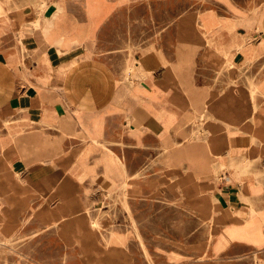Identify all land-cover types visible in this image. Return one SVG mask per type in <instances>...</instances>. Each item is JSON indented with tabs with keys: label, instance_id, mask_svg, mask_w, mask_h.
Wrapping results in <instances>:
<instances>
[{
	"label": "crops",
	"instance_id": "obj_1",
	"mask_svg": "<svg viewBox=\"0 0 264 264\" xmlns=\"http://www.w3.org/2000/svg\"><path fill=\"white\" fill-rule=\"evenodd\" d=\"M172 1L57 0L38 26L37 16L23 11L22 18L0 16L3 213L15 197L16 171L26 177L36 170L38 187L57 186V209L47 210L57 219L61 203L88 208L102 198V186L120 180L123 186L137 175L108 148L111 140H123L165 153L163 181L176 208L207 225L208 239L197 247L210 251L208 264H264V0H177L176 19ZM130 5L161 20L165 32L137 52L126 77L124 63L95 54L101 25ZM175 67L191 74L194 84L175 83ZM194 117L203 123L196 139L189 138ZM105 145L119 161L112 169L98 162ZM257 159L261 177L244 171ZM219 165L226 169L217 186ZM224 179L233 184L221 186ZM134 186L142 196L141 183ZM84 246L94 249L89 238Z\"/></svg>",
	"mask_w": 264,
	"mask_h": 264
},
{
	"label": "rangeland",
	"instance_id": "obj_2",
	"mask_svg": "<svg viewBox=\"0 0 264 264\" xmlns=\"http://www.w3.org/2000/svg\"><path fill=\"white\" fill-rule=\"evenodd\" d=\"M42 1L0 0V16L9 14L22 18L23 15L18 11H23L32 19L38 15ZM253 1L248 0L249 3ZM172 2L176 19L180 4L177 0ZM51 3L56 4L57 0ZM139 9L130 5L126 10L116 11L101 25L97 39L95 56L109 58L116 66L124 63L126 77L129 67L136 62L137 52L150 45L149 39H160V35L165 32V27L160 26L161 20L143 17L144 12ZM30 26L34 27L33 22ZM174 73L175 83L181 84L187 80L194 84L192 75L183 68L175 67ZM220 74V77H224L223 73ZM238 78L241 81L242 76ZM217 81L223 82L224 79ZM226 93L227 96L231 94L229 91ZM196 117L190 125L189 137L193 139L202 134L201 120ZM108 146L123 159L128 168H135L137 175L125 187L121 185V180L117 186L101 185L104 188L102 198L88 208L80 204L77 210H71L61 203L63 216L60 219L47 211H52L54 204L57 209V186L47 182L45 187H38L36 177L39 173L36 170L26 177L21 172L11 173L18 187L11 190L15 197L10 203L12 206L6 207V213H3L5 206L0 202V264H208L212 258L210 251L197 247L201 239H208L207 225L193 215H183L176 208L177 202L163 181L165 153L149 146L135 149L123 140H111ZM102 151L98 162L110 169L118 166L119 161L114 159V155L108 154L107 146ZM49 155L54 158L57 152ZM34 158L32 154L29 155V163ZM260 162V159L252 161L244 171L261 177L262 171L256 169ZM45 165H53V162ZM129 173L133 171L129 170ZM223 182V187V184H233L228 179ZM134 183L143 186L142 196ZM150 186L154 189L151 194ZM89 189L95 194L99 186L94 185ZM35 195L41 196L47 204L35 203ZM93 221L97 222L94 226ZM136 227L141 237L137 235ZM88 238L94 243V253L90 258L84 246ZM98 253H102V257Z\"/></svg>",
	"mask_w": 264,
	"mask_h": 264
},
{
	"label": "bare ground",
	"instance_id": "obj_3",
	"mask_svg": "<svg viewBox=\"0 0 264 264\" xmlns=\"http://www.w3.org/2000/svg\"><path fill=\"white\" fill-rule=\"evenodd\" d=\"M51 1L52 0H43L42 2H41V5H40V10H38L39 11V13H38V15H37V17L35 18V25L36 26H38L39 25V22H40V19H41V17H42V14H43V11H44V9L45 8H47V6L51 3ZM255 6V5H254ZM39 9V8H38ZM47 11V10H46ZM34 21V20H33ZM19 23H21V22H19ZM67 39V38H66ZM65 40V39H64ZM20 46H21V44H20ZM58 49V48H57ZM23 50V49H22ZM233 51V50H232ZM132 68V67H131ZM130 69V68H129ZM139 70V69H138ZM87 73V72H86ZM135 73V72H134ZM183 73V72H182ZM134 75V74H133ZM137 75V74H136ZM140 77V76H139ZM132 80V79H131ZM135 82V81H134ZM137 83V82H136ZM140 85V84H139ZM134 87V86H133ZM131 88V87H130ZM133 89V88H132ZM94 90V89H93ZM100 91V90H99ZM181 91V90H180ZM111 94V93H110ZM226 94V93H225ZM98 95V94H97ZM109 98V97H108ZM84 99V98H83ZM232 100V99H231ZM231 100H228V101H231ZM97 102V101H96ZM230 103V102H229ZM228 103V104H229ZM93 104V103H92ZM95 104V103H94ZM227 104V103H226ZM90 105V104H89ZM233 105V104H232ZM227 106V105H226ZM256 105H254V107H255ZM225 107V106H224ZM260 109V108H259ZM259 109H258V111H259ZM260 111H261V113H262V109H260ZM256 116V115H255ZM221 120V119H220ZM164 121H166V120H164ZM167 121H168V118H167ZM223 121V120H222ZM200 122V121H199ZM202 123V122H201ZM203 124V123H202ZM201 124V125H202ZM177 126V125H176ZM226 126V125H225ZM238 126V125H237ZM178 127V126H177ZM246 128V127H245ZM202 129V128H201ZM244 130V129H243ZM202 131V130H201ZM229 131V130H228ZM208 132V131H207ZM210 133V132H209ZM206 134V133H205ZM228 135V134H227ZM192 137V136H191ZM253 137V136H252ZM255 137V136H254ZM190 138V137H189ZM95 139V138H94ZM93 140V139H92ZM213 142V141H212ZM215 142V141H214ZM115 144V143H114ZM106 146V145H105ZM177 146V145H176ZM111 149V148H110ZM216 150H217V147H216ZM109 151V150H108ZM111 151V150H110ZM35 152V151H34ZM202 152H203V150H202ZM201 152V153H202ZM206 152V151H205ZM214 152V151H213ZM112 153V152H111ZM114 153V152H113ZM247 153V152H246ZM25 154V153H24ZM23 154V155H24ZM31 154V153H30ZM256 154H258L259 155V153H256ZM26 155H28V153H26ZM116 155V154H115ZM203 155H206L205 153L203 154ZM245 155V154H244ZM226 156H228V155H226ZM117 157V156H116ZM229 157H230V153H229ZM247 157V156H246ZM118 158V157H117ZM232 158V157H231ZM227 159V158H226ZM230 159V158H229ZM242 159V158H241ZM243 159H244V157H243ZM251 160H252V158H250ZM249 159V160H250ZM122 160V159H121ZM217 160H218V158H217ZM228 160V159H227ZM232 160V159H231ZM234 160V159H233ZM224 161V160H223ZM234 161H236V158H235V160ZM88 162V161H87ZM121 162V165L123 166V167H125V164H124V162L123 161H120ZM229 162V161H228ZM227 162V163H228ZM226 163V164H227ZM235 163V162H234ZM216 165V164H215ZM7 166V165H6ZM228 166H229V164H228ZM7 168V167H6ZM225 169L226 168H224V166L223 165H219V167H218V169L216 170V173H215V176H216V185H217V183H220L222 180H223V173H224V171H225ZM227 169H230L229 167H227ZM233 169V171H232V173H235V171H236V168H232ZM126 170V169H125ZM239 170V169H238ZM17 173H18V171H17ZM85 173V172H84ZM97 174V173H96ZM84 175V174H83ZM129 175V174H128ZM16 176H18V175H16ZM139 176V175H138ZM83 177V176H82ZM94 177V176H93ZM96 177V176H95ZM109 177V176H108ZM211 177H213V176H211ZM81 178V177H80ZM121 178H122V176H121ZM133 178V177H132ZM23 179V178H22ZM98 179V178H97ZM129 181H130V177L129 176H127L126 178H125V180H124V182H123V186L125 187V186H127L128 185V183H129ZM212 181V180H211ZM21 182V181H20ZM258 182V181H257ZM39 183V182H38ZM131 183V182H130ZM129 183V184H130ZM135 184V183H134ZM193 184H196V183H193ZM4 185V184H3ZM199 185V184H198ZM261 185H262V183H261ZM218 186V185H217ZM263 186V185H262ZM27 187V186H26ZM130 187V186H129ZM220 187V186H219ZM28 188V187H27ZM41 188V187H40ZM136 188V187H135ZM201 188V187H200ZM259 188V187H258ZM202 189H204V188H202ZM201 190V189H200ZM206 190V189H205ZM258 190V189H257ZM202 191V190H201ZM32 192H34V191H32ZM28 193V192H27ZM109 193V192H108ZM220 193V192H219ZM244 193H245V191H244ZM131 194H134V193H131ZM200 194V193H199ZM197 195V194H196ZM191 197H192V193H191ZM245 198H246V196H245ZM244 198V199H245ZM196 199H198V198H196ZM202 199V198H201ZM248 199H249V197H248ZM249 201V200H248ZM208 202V201H207ZM27 203V202H26ZM29 203V202H28ZM82 203V202H81ZM192 203V202H191ZM2 204V203H1ZM222 204V203H221ZM30 205H32V204H30ZM50 205V204H49ZM12 206V205H11ZM202 206H204V205H202ZM211 206V205H210ZM217 206V205H216ZM209 207V206H208ZM204 208V207H203ZM210 208V207H209ZM212 208V207H211ZM85 209V208H84ZM217 209V208H216ZM221 209V208H220ZM196 210V209H195ZM201 210H202V207H201ZM210 210V209H209ZM215 212V211H214ZM216 213H217V211H216ZM219 213V212H218ZM1 214V213H0ZM207 216V215H206ZM4 217V216H3ZM68 217V216H67ZM70 217V216H69ZM208 217V216H207ZM206 217V218H207ZM132 218V217H131ZM209 218V217H208ZM207 218V219H208ZM218 218H219V216H218ZM5 219V218H4ZM65 219V218H64ZM216 219V218H215ZM98 220V219H97ZM100 221V220H99ZM133 221H134V218H133ZM221 221V220H220ZM226 221V220H225ZM211 222V221H210ZM217 222H218V220H217ZM51 223V222H50ZM49 223V224H50ZM54 223V222H53ZM225 223V222H224ZM94 224H97V222L96 221H93V226H94ZM134 224V223H133ZM216 224V223H215ZM52 225V224H51ZM11 227V226H10ZM17 229V228H16ZM133 229V228H132ZM13 232H14V230H13ZM136 232H137V235L139 236V237H141V235H140V232H139V230H138V228L136 227ZM209 234H210V232H209ZM116 235V234H115ZM118 235V234H117ZM106 236V235H105ZM98 238V237H97ZM118 238V237H117ZM101 240V239H100ZM110 240V239H109ZM119 240V239H118ZM126 241V240H125ZM125 243V242H124ZM107 245V244H106ZM80 247V246H79ZM109 249H110V247H109ZM108 249V250H109ZM118 250V249H117ZM115 251V250H114ZM113 251V252H114ZM103 252V251H102ZM93 253H94V250H92V251H89V250H87V256L90 258V257H92L93 256ZM116 253V252H115ZM99 255V257H102V253H98ZM107 254H109V253H107ZM127 255V254H126ZM111 256H113V255H111ZM117 256H119V255H117ZM125 258V257H124ZM106 259H107V257H106ZM127 259V258H126ZM109 260V259H108ZM106 261V260H105ZM127 262V261H126ZM130 262H131V260H130ZM129 262V263H130Z\"/></svg>",
	"mask_w": 264,
	"mask_h": 264
}]
</instances>
